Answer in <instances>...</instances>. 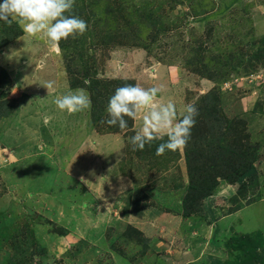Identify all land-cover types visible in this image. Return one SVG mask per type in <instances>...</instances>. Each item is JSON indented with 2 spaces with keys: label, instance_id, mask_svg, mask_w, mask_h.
Listing matches in <instances>:
<instances>
[{
  "label": "rangeland",
  "instance_id": "rangeland-1",
  "mask_svg": "<svg viewBox=\"0 0 264 264\" xmlns=\"http://www.w3.org/2000/svg\"><path fill=\"white\" fill-rule=\"evenodd\" d=\"M73 14L87 30L59 52L0 20V264H264V0H75ZM124 84L196 105L191 138L216 164L157 156L167 137L133 151L142 120L106 123ZM77 88L91 109L59 110ZM206 176L213 191L190 189Z\"/></svg>",
  "mask_w": 264,
  "mask_h": 264
},
{
  "label": "clouds",
  "instance_id": "clouds-1",
  "mask_svg": "<svg viewBox=\"0 0 264 264\" xmlns=\"http://www.w3.org/2000/svg\"><path fill=\"white\" fill-rule=\"evenodd\" d=\"M74 6L75 0H2L0 20L11 24L12 18H18L17 22L23 32L31 37L46 38L50 47L59 52L62 40L83 35L88 27L84 19L73 14ZM43 86L47 90L52 89L54 82L48 81ZM161 91L156 86L124 84L117 87L109 98L106 108L108 125L118 126L123 131L128 128L126 118L142 120L139 129L130 137L133 151L143 150L145 145L167 137L156 148V155L161 156L166 151L184 150L191 140L192 129L199 116L198 107L190 103L184 106L182 113H178L172 101L159 102L158 94ZM54 103L59 110L68 114L90 110L92 107L90 94L83 88L58 96ZM49 119L46 116L45 123Z\"/></svg>",
  "mask_w": 264,
  "mask_h": 264
},
{
  "label": "trees",
  "instance_id": "trees-1",
  "mask_svg": "<svg viewBox=\"0 0 264 264\" xmlns=\"http://www.w3.org/2000/svg\"><path fill=\"white\" fill-rule=\"evenodd\" d=\"M17 29H19V26L17 25ZM133 121V120H132ZM132 123L128 126L129 128H131ZM193 133V132H192ZM194 134V133H193ZM211 136V134H209L207 136V139ZM193 142H189L187 145V152H186V158H187V166L188 169L191 168L192 164H196V165H200V173H204L207 170V166L208 165H212V167L216 164V156L215 154V147H211L208 146V150L204 149L203 146L201 144H199L198 142V138L196 136H193L192 138ZM206 154V155H210L211 156V161L206 160L205 158H202L201 155L202 154ZM239 162V165L234 163V162H230L229 165L226 166V178H228V180L231 181V179L235 178V177H239V174L241 173H247V171L252 167L253 165V159L252 160H248L244 155H240L239 160H237ZM236 165H238L237 167H235ZM241 166H243V168H241ZM245 166V167H244ZM198 168V167H197ZM196 168V169H197ZM194 175V174H193ZM193 175L191 177H193ZM207 178L204 179L203 182H201L200 184H196L194 182V180H191V185H190V189L192 190H199L201 192H208V191H213L217 185L218 182L216 179H209L208 176H206ZM205 194L202 196H200L199 200H205Z\"/></svg>",
  "mask_w": 264,
  "mask_h": 264
}]
</instances>
